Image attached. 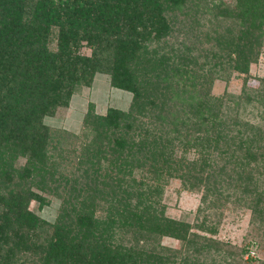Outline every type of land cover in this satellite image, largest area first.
I'll list each match as a JSON object with an SVG mask.
<instances>
[{
	"label": "trees",
	"instance_id": "trees-1",
	"mask_svg": "<svg viewBox=\"0 0 264 264\" xmlns=\"http://www.w3.org/2000/svg\"><path fill=\"white\" fill-rule=\"evenodd\" d=\"M262 56L264 0H0V264L256 262L215 237L231 207L264 236ZM99 74L126 110L46 124ZM233 74L241 93L213 95ZM170 180L200 195L195 223L166 215ZM50 197L53 222L29 210Z\"/></svg>",
	"mask_w": 264,
	"mask_h": 264
},
{
	"label": "rangeland",
	"instance_id": "rangeland-1",
	"mask_svg": "<svg viewBox=\"0 0 264 264\" xmlns=\"http://www.w3.org/2000/svg\"><path fill=\"white\" fill-rule=\"evenodd\" d=\"M223 1L230 2L232 0ZM202 15L204 16L202 20V24L204 25L203 32H207L211 25L209 22L210 15L208 13ZM204 46L203 48L208 47L206 44ZM90 53L91 51L87 48L81 50V54L83 55L89 56ZM263 72L264 57L262 56L257 64L250 67L249 86L256 87L258 78L262 77ZM243 79L242 75L233 74L228 82L216 80L213 84L212 94L215 96H221L226 93L238 95L241 93ZM116 93L122 92L109 86L107 76L96 75L91 87H84L73 94L68 106L58 108L53 116L47 117L44 121L52 129H62L78 135L83 128V116L90 105L93 106L95 113L99 115H104L109 106L122 110L128 108L129 103L118 99ZM122 94L128 96L126 93ZM194 156L195 153L193 151L188 154L189 158ZM22 163L23 161L19 162V164ZM48 200L49 205L41 209L38 208L35 201H32L29 205V210L47 222H53L57 216L60 203L54 197H50ZM162 203L166 207L167 216L177 220H185L189 223L196 222V210L200 205V195L184 191L178 180H170L164 185ZM249 221L250 212L248 210L228 208L224 212L218 234L215 238L239 248L247 242L258 243V247L255 244L252 246L250 255L257 259L253 264H264V236L262 237L260 233L255 231V228L252 227ZM161 243L171 248H178L180 246L178 241L171 238H163Z\"/></svg>",
	"mask_w": 264,
	"mask_h": 264
},
{
	"label": "crops",
	"instance_id": "crops-1",
	"mask_svg": "<svg viewBox=\"0 0 264 264\" xmlns=\"http://www.w3.org/2000/svg\"><path fill=\"white\" fill-rule=\"evenodd\" d=\"M116 97L118 99H121V100H124V101H127L129 100V97H127L126 95L122 94V93H116Z\"/></svg>",
	"mask_w": 264,
	"mask_h": 264
}]
</instances>
